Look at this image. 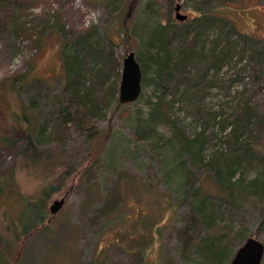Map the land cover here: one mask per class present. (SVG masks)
<instances>
[{
  "label": "rangeland",
  "instance_id": "obj_1",
  "mask_svg": "<svg viewBox=\"0 0 264 264\" xmlns=\"http://www.w3.org/2000/svg\"><path fill=\"white\" fill-rule=\"evenodd\" d=\"M130 1H0V139L24 125L25 115L35 136L46 122L39 144L54 155L50 166L26 169L19 155L25 141L11 148L0 144V183L4 177L12 184L9 190L4 182L5 191L0 197V235L8 239L10 247L0 246V264H206L198 244L207 236L219 237L220 229L225 227L233 238L231 251L247 238H254L256 232L264 243V198L260 199L255 191L241 192L233 210L223 214L219 229L214 231H208L192 214L191 198L181 204L189 188L184 182L187 172L183 166L194 189L203 183L206 193L215 194L216 186L208 173H201L192 159L181 154L177 142V133L193 138L204 129L194 107L208 115L230 118L240 100L263 105L264 91L260 88L264 89V72L254 87L248 76L231 81L244 63L224 65L214 72V86L191 92V105L185 98L173 100L155 85L151 40L161 24H180L176 6L188 21L199 15L195 9L201 0H141L131 17L124 20ZM222 13L245 35L264 38V0H232ZM56 21L69 42L90 28L98 31L117 64L111 72L104 71L106 76L101 82L107 79V87L117 77L120 81L123 63L130 53L148 61L140 98L135 103L118 105V95L109 106H103L101 117L76 116L71 109V120L65 122L55 108L58 80L64 75L63 38L58 32L51 34ZM214 36L210 34V42ZM195 70L197 76L202 75L204 66ZM16 74H29L48 86L28 88L17 97L6 83ZM245 85L249 91L241 96L238 92ZM179 91L182 93L183 87ZM30 99L35 100L32 106ZM156 103L167 107L162 114L167 115L170 125L153 127L149 122ZM206 130L207 150L202 158L208 161L221 150L225 133L216 127L217 136L212 137V128ZM95 148L89 161L84 160L86 151ZM261 153L264 156V146ZM39 170L43 176H39ZM71 170L75 172L66 176ZM237 176L246 188L253 180L264 179V169H241ZM61 180V189L47 199L44 224L24 238L23 225L17 219L25 220L26 203L41 200L48 187ZM63 198L59 213L51 215L49 207ZM20 248L23 254L17 256ZM16 257L20 259L17 263Z\"/></svg>",
  "mask_w": 264,
  "mask_h": 264
},
{
  "label": "trees",
  "instance_id": "obj_2",
  "mask_svg": "<svg viewBox=\"0 0 264 264\" xmlns=\"http://www.w3.org/2000/svg\"><path fill=\"white\" fill-rule=\"evenodd\" d=\"M0 1L2 2V0ZM140 1H130L124 20L131 17L133 9L141 3ZM230 3L232 0H201L195 9L198 16L180 22V24L170 22L166 25L161 24L155 30L150 46L155 51L150 62L154 70L155 85L161 92L170 94L173 100L185 98V102H189L191 105L192 98L189 97L191 92H202L205 89L204 86H214L216 82L214 72L223 69L224 65L233 63L244 64L231 80L232 82L244 80V76H248L252 79L254 87L259 85L264 72V38L256 39L237 29L236 25L222 13V9ZM58 24L59 22L56 21L51 34L58 32L63 38L64 75L62 79L58 80L55 108L65 119V122L71 120V109L76 116L101 117L103 116V106H109L119 95L120 85L119 77L112 81L109 87H107L108 80L105 79L101 82V78L106 76L104 73L106 69L110 71L117 64L112 60L104 39L98 35L95 28L86 30L75 36L73 42H69L64 28ZM126 32L125 30L123 33L128 38ZM211 33H214L215 36L210 42ZM136 59L142 70V78L145 79L148 72V61ZM201 65L204 66V70L202 75H199L200 72H198L199 76H197L195 68L198 69ZM91 78L96 80L92 82ZM6 83L13 89L17 97L28 88L42 89L48 86L43 81L32 78L29 74L10 76ZM180 87H183L182 93L179 91ZM260 90L264 91L262 88ZM248 91L249 89L245 85L238 94L242 96ZM33 102L35 100L30 99V106L33 105ZM118 105H120L119 101ZM194 109L203 126L205 125L204 129L196 133L193 138L187 137L183 132L177 133L179 137L177 142L180 144L181 154H186L192 159L201 173L205 172L211 176L216 186V193H206L203 183L194 189L192 178L186 167L183 166L182 169L187 172L184 182L189 188L181 204L191 198L189 205H191L192 214L197 216L198 221L208 231H214L219 229V221L224 219L223 214L233 210V204L239 199L241 192L255 191L256 194H260V199L264 198V179L253 180L245 188L237 178L241 169L245 171H250L255 167L264 169V156L261 153L264 146L262 144L264 140V104L254 103L252 105L250 102L240 100L233 108L230 118L219 116L220 114L208 115L197 107ZM167 110L166 106L163 107L161 103H156L149 119L153 127L169 122V119L165 118L166 114H162ZM23 120L26 121L24 125L21 124L20 128L12 129L10 136L0 139V144L3 147L11 148L15 143L25 141L26 146L19 152L23 168L27 169L31 166L34 169L38 167L41 169L50 166L54 155L41 149L39 144V140L42 139L47 129L46 122L41 125L39 133L35 136L31 132V127L28 126L30 120L25 115H23ZM216 127L225 133L221 140L223 146L210 160L206 161L204 157L202 158L207 150L206 129L212 128L209 134L216 137L217 135H214ZM86 152L84 160L89 161L91 155L96 152V148L94 151L89 149ZM74 172L71 170L66 176ZM38 174L43 176L44 173L39 170ZM2 179L4 182L7 180L4 177ZM4 182L0 183V197L5 191ZM62 182L64 181L56 183V186L55 184L50 185L49 189L43 193L41 200L26 203L25 220L17 219V222L23 225L21 235L24 238L34 234L39 224H44L48 215V211H46L47 199L51 194L57 193L61 189ZM6 184L8 185L7 189L10 190L11 182H6ZM194 203L196 205H193ZM192 222H195L194 216ZM261 225V229H263L264 219ZM220 230L219 237L207 236L198 244L201 258L206 264H227L235 253L233 249L232 251L229 249V244L233 245V238L230 237L228 228ZM258 235L259 233L256 232L253 237L259 238ZM0 246L9 247L8 239L5 236L0 235ZM2 247H0V251ZM18 254L20 256L23 254V248H20L17 256ZM18 260L20 259L17 258L15 262L17 263Z\"/></svg>",
  "mask_w": 264,
  "mask_h": 264
},
{
  "label": "water",
  "instance_id": "obj_3",
  "mask_svg": "<svg viewBox=\"0 0 264 264\" xmlns=\"http://www.w3.org/2000/svg\"><path fill=\"white\" fill-rule=\"evenodd\" d=\"M180 7L176 6L175 12L176 20L179 22H185L187 17L180 13ZM142 70L135 58V53H130L123 63L122 75L119 85V104H131L135 103L142 92ZM65 199L55 201L49 207L51 215L59 213L63 207ZM264 258V243L258 238H247L241 246L237 248L230 262L227 264H262Z\"/></svg>",
  "mask_w": 264,
  "mask_h": 264
}]
</instances>
